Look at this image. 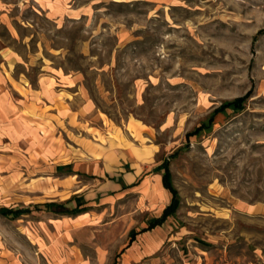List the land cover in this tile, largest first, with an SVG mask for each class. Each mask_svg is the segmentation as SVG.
I'll list each match as a JSON object with an SVG mask.
<instances>
[{
  "label": "rangeland",
  "instance_id": "1",
  "mask_svg": "<svg viewBox=\"0 0 264 264\" xmlns=\"http://www.w3.org/2000/svg\"><path fill=\"white\" fill-rule=\"evenodd\" d=\"M3 49L27 91L0 128V208L88 211L0 216V264H264V0H0ZM165 160L177 209L125 249L170 202L148 174ZM119 168L149 171L120 192Z\"/></svg>",
  "mask_w": 264,
  "mask_h": 264
},
{
  "label": "crops",
  "instance_id": "2",
  "mask_svg": "<svg viewBox=\"0 0 264 264\" xmlns=\"http://www.w3.org/2000/svg\"><path fill=\"white\" fill-rule=\"evenodd\" d=\"M0 59H1V61H0V128L7 129V128H9L10 125H12L13 116H14V109L16 108V105L14 104L13 93L17 92L19 94V92H18L19 90L14 85V83H16V85L20 86L25 91H27V87H26V83H24V86H23V85H20V83L15 82V79L13 78L12 74L9 77L7 76V72H8L9 66H12L14 63L17 62L14 53L12 51L3 49L2 51H0ZM3 66L6 69V73L3 72V70H2ZM56 75H55L54 78L57 81L69 82L70 85H72L71 83H75L76 84L77 81H78V78L75 75H65V74H62V75L56 74ZM38 84H39V90L36 93H39L38 96H46V93L50 92L49 91L50 90L49 87H50L51 84H50L49 78L46 77V76H41L38 79ZM22 98H23V96H22ZM23 103H24V101H23ZM86 109L88 111L91 110L92 109V104H88L86 106ZM125 165H127V164L125 163ZM125 167H127V166H125ZM157 167L158 166L153 167L148 174L155 175L156 178L160 180V184H161L163 190L167 191L164 188L163 183H162V175L159 176V173H161V172H156L155 171V169ZM65 168L69 169L70 166L59 167L58 170H62V169H65ZM147 171H149V170H144V168H141L138 171H136V169H135L133 172H130L129 168H126V170H124V168H119L117 170V173L115 174L118 177L117 178L116 177H111V179H110V181L112 183V186H113V189L115 191H120V192L122 191L123 192L126 189L138 186L143 181V178L145 176H147ZM170 197H171V194H170ZM170 200H171V198H170ZM85 206L88 207V204L86 203ZM166 207H164L163 210ZM5 208H7V207H5ZM9 208H14V207H9ZM163 210L161 211V214H162ZM86 212H83V213H80V214H77V215H73L72 218H71V220H72L71 226L82 224V222H84ZM161 214L159 216H157V217H154V218L150 219L147 222V226L145 228L139 230L138 232H136L134 230L129 232L130 234L128 235L129 236L128 243H127V246H126L125 249H129L130 248L132 243H134L136 236L144 234L146 232H150V231L154 230L155 228H158V227L162 226L166 222V220L168 218H170V217H168L161 225H158V226H156L154 228L148 229L149 223L152 220L160 217ZM23 216H25V215H23ZM23 216H21V217H23ZM21 217H19V218H21ZM19 218H17V219H19ZM132 233H134L133 236L131 235Z\"/></svg>",
  "mask_w": 264,
  "mask_h": 264
},
{
  "label": "trees",
  "instance_id": "3",
  "mask_svg": "<svg viewBox=\"0 0 264 264\" xmlns=\"http://www.w3.org/2000/svg\"><path fill=\"white\" fill-rule=\"evenodd\" d=\"M244 98L236 99L232 102L224 104L221 108L216 109L214 113H219L224 111L226 108L232 109H239L241 107V103L244 101ZM169 163L168 160L163 161V163L158 166L155 171L161 172L162 175V183L164 188L171 194V200L169 205L163 210L160 217L152 220L149 225L148 229L154 228L158 225H161L168 217H172L174 215L175 210L177 209L178 205V198L176 196V191L170 183V172L168 169ZM75 201L76 204L73 208H69L65 206L66 204ZM86 203H83L79 198L74 197L71 198L69 201L65 202L64 204L61 203H46L42 205H34L33 208L27 207H15V208H0V216L8 219H17L23 215L31 214L33 211H45L48 213L56 214V215H63V216H73L88 210V207L85 206ZM132 236L134 233L131 234Z\"/></svg>",
  "mask_w": 264,
  "mask_h": 264
}]
</instances>
